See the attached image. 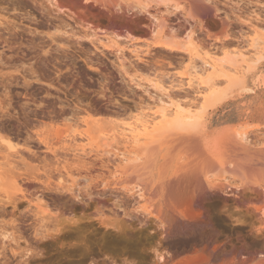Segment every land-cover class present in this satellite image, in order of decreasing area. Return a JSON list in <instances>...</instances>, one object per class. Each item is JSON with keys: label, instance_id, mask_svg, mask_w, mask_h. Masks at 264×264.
<instances>
[{"label": "rangeland", "instance_id": "rangeland-1", "mask_svg": "<svg viewBox=\"0 0 264 264\" xmlns=\"http://www.w3.org/2000/svg\"><path fill=\"white\" fill-rule=\"evenodd\" d=\"M83 2L102 6L106 11L113 9L115 14L130 19L142 17L141 26L145 33L124 24L115 23L109 26L98 20L91 21V24L85 23L70 11L59 9L55 0H0V15L11 22L2 25L4 32L0 25V33L3 34L0 38V128L12 136V146L0 139V168L5 170L12 162L14 170L18 172L15 171L12 175L10 171H0V264H164L163 259L159 261L156 254H166L170 251L163 238L167 240L177 236L174 229L168 222L165 223V219L163 222L161 217L158 218L159 211L154 214L156 199L149 195L146 196L148 199L144 197L147 201L142 197L138 198L136 194L130 196L120 188L122 184L117 182L127 179L128 185L132 186L137 181L135 175L144 172L145 178L149 176L155 185L158 184L159 190H162L166 184L170 185L168 183L176 175L173 180L181 178V175L178 177L180 172L191 176L194 170L191 168L192 156L186 152L184 154L180 147L174 149L172 144L151 143L154 147L151 158L143 156L140 164L137 161L133 166L139 169L142 165L143 170H130L128 173L132 177L127 178V174H116L113 165L117 162L108 160L109 155L114 158L111 145L123 148L119 144L115 145L120 135L126 137L124 140L128 139L129 144L132 142L131 136L134 134L129 131L137 129V118L141 116V112L149 111L150 107L151 111L155 110L159 105L158 96H161L162 92L159 91L158 85L169 86L177 84L179 79L186 80L191 65L195 62L200 64L211 51H217L218 57L222 54L233 56L234 50L240 44H247L245 38L249 34L250 20L264 28V0H146V3L144 0H109L111 8H104L100 3L93 1ZM114 2L120 3L119 7H116ZM138 2L149 6L150 12L134 8V4H139ZM30 17L32 21L29 20ZM210 19L216 20L218 26L209 23ZM12 22L20 27L14 28ZM159 23H162V26L153 31ZM9 26L15 29L11 30L15 33L11 34L12 36H9L10 33L4 34L5 31L10 32ZM28 28L33 30L34 34L27 32ZM98 28H105L107 31L101 32ZM262 32L264 35V30ZM49 34H54V37L47 36ZM115 34L127 35L128 38H121L119 41L123 45L136 44L141 50V56L138 58L128 50L120 56L114 48L104 46L103 43L109 41L106 36L114 37ZM5 36L7 42L3 40ZM97 36L101 37L102 41L97 40ZM39 37H42L41 40ZM90 66L97 70L90 69ZM234 76L237 77L235 74ZM217 80L224 79L218 77ZM221 85V88L226 87L227 83ZM246 85L249 90L235 88L222 101L200 112L199 119L206 122L212 136L223 134L225 131H248L246 137L250 138H244L243 142L248 147L250 145V149H258L264 147V58L248 72ZM172 92L168 104V118L174 116L175 104L186 97H199L194 88L186 85L175 87ZM160 121L159 117L154 120L157 124ZM27 131L33 137L31 142L29 140L26 143ZM35 132H41V136L49 135L51 149L37 140ZM56 133H59L63 140L58 138ZM169 133L162 139L170 140L171 131ZM64 137L67 140L64 141ZM111 137L117 139L108 141L111 145H107V150L112 153H106V145L104 148L100 142L101 139L111 140ZM162 139L160 138V143ZM141 142L144 145L145 140ZM82 145L84 152L79 149ZM101 150L106 153H103L104 156ZM34 151L37 156H32ZM102 156L105 158L99 160ZM77 158L92 162V166L88 163L91 168L73 165L71 162L78 161ZM221 173V170L217 171V175ZM36 177L39 181L34 180ZM229 177L231 185L227 190L231 194L224 193L220 188H217L216 192L230 200L229 204H233L230 205L232 210L237 208L234 207L236 200L241 199L240 194L235 191H243L244 184L238 176ZM61 180H64V184ZM58 181L65 185V189L61 186L63 192L59 185L58 190L55 189ZM15 182L20 185L22 191L13 185ZM71 185V191L76 194L78 192L82 198L72 197L73 193L66 191ZM47 186L54 188L50 187V191ZM88 191L92 193L91 197H88ZM164 192L166 193V189ZM22 195H25V198H22ZM37 196L45 198L49 204L47 210L32 207ZM116 197L124 198V206L128 205L129 216L124 215L123 209L113 205ZM30 200L34 204L31 201L29 205ZM174 201L172 206L176 207L178 203V210H185L189 206L187 201L182 200L185 205L179 200L175 201L177 203ZM149 204L153 205L149 207ZM148 207L155 212L150 214ZM227 215L221 212L218 218L214 211L203 218L206 220L204 229L183 232L179 240H190L195 246L165 264H182L181 261L188 256L198 258L195 264H237L233 262L234 253L228 245L246 233V225L240 221L243 220L241 216L238 217L239 222ZM220 216L224 221L220 220ZM179 217L182 218L180 215ZM215 217L221 223L218 224ZM123 218L136 228L142 229V244L125 249L102 247L100 237L103 232L117 229V220ZM81 227L84 228L82 232L79 230ZM74 230L80 231V234ZM208 234L218 235V242L207 244L204 240ZM248 234L251 236L249 239L256 241L263 237L262 233L257 239L254 233ZM217 245L219 248L225 245L230 252L218 260L208 262L207 254Z\"/></svg>", "mask_w": 264, "mask_h": 264}, {"label": "bare ground", "instance_id": "bare-ground-1", "mask_svg": "<svg viewBox=\"0 0 264 264\" xmlns=\"http://www.w3.org/2000/svg\"><path fill=\"white\" fill-rule=\"evenodd\" d=\"M86 1L97 2L98 4L100 3L101 5H103L104 8H106V7L111 8V6H110L111 2H109V0H86ZM144 2L146 3V0H144ZM55 3L59 9L70 11L73 15L75 14L80 20L84 21L85 23L91 24V21H93V19H91V16L93 18H95L94 20H98L101 22H103L101 20V18L107 19L109 22L105 23V24H108L109 26L114 25L115 23L118 25H121V24L123 25V24L131 22L130 26L132 28H135L139 31H143L145 33V30H143L140 27V25L142 23V19H143L142 17H135L134 19H130V18H127L126 16L118 15L117 13H116L117 14L116 15L114 13L113 9L112 10L107 9L109 11H106V9L101 8L102 6L98 7V6H95L93 3L86 4L85 2H83V0H55ZM23 4H25V3H23ZM114 5L116 7H119L120 3L114 2ZM133 7L134 8L135 7L140 8L144 12H150L149 6H146V4H144V3L143 4H140V3L137 4L136 3V4H134ZM175 7H177V6H175ZM23 18L24 17H22V19ZM25 18L28 19V17H25ZM32 18H34V16H32ZM32 18L30 17L29 20L31 19V21H32ZM7 20L8 19H4L0 15V25L1 26L7 25L9 22ZM9 23H11V22H9ZM14 23L15 22H12V24L14 25V28L17 29L20 27L19 24H14ZM20 25H22V24H20ZM108 25H106V26H108ZM3 26H2V29L4 28ZM161 26H162V23L155 25V29L153 31H156L157 28L161 27ZM249 26H250L249 34L248 35L246 34L247 35V38H245L246 41L244 40L247 44L246 45L240 44L241 46L239 45V47H237L234 50L233 56H235V57L230 56L228 54H224V55L222 54V56L218 57L219 53H217V51H215V50L213 52L211 51V53L207 57L202 59L200 64H197L195 62L191 65V69L189 71V75H188L186 80L179 79L177 84H171L169 86H164L163 84H160L157 86L159 91L162 92L161 93L162 95L158 96L159 105L157 106V109H155V110L152 109L153 112L150 110V108H152V107L149 108V111L141 112V116L139 118H137L139 120L138 126H136L137 129H135V130L131 129L129 131V132H131L132 135L134 134L133 136L130 135L131 137H133L132 142H131L133 144H131V143L129 144V141H127L128 139L126 141L124 140L126 137L123 138V136L120 135L122 137V138H120V136L118 134L117 135L119 137L116 136L118 139L116 137H114L115 139H117L115 141L116 144L115 143L114 144L115 145L119 144V145L123 146L124 149L123 148L120 149L118 145L116 147L112 146L111 142H108V141H113L114 140L113 137H111V140H108L109 138H107V140H104V139H106L104 137H103L104 139H101L100 145L104 146V148L106 145V149H104V151L106 153L111 152L112 149L114 150L113 151L114 158L112 157L113 158L112 159L111 157H109L110 156L109 155L108 160L109 161L112 160L113 162L115 161V163L117 162L116 164L113 165L115 167L116 174L117 175L118 174H120V175L121 174H123V175L127 174V178L132 177V175L130 176V174L128 173L130 170L131 171L133 170V172L134 171L140 172L141 170H143V168H141L142 165L140 167H138L139 169H136V167L133 168V166H134L135 162H137V161L139 162L140 160H142L143 156H146V157L151 156V154L153 152L152 148H154L153 146H151V143L158 142L159 145L172 144L173 148L174 147H180L181 150L183 151V153L186 152L188 155L192 156V160H193L192 166H194V167L191 166V168L194 169L193 170L194 172L191 170L192 171L191 176H189L188 174H187L188 175L187 176L186 174H183L180 172L181 174L179 173L178 177H180V175H181V178H178L177 179L178 181L175 180L177 175H176V177H173V178H175L174 179L175 182H173V184L176 183L174 186H172L173 184L171 183V181H174L172 178L170 180V183H168L170 185L166 184L165 187H162L163 188L162 190H159L158 184L155 185V182L153 183L150 180L149 176H147V178H145V176L143 175V174H145L144 172H143V174L139 173L137 175H135V173L132 172V174L136 176L135 178H137L136 183L133 184L132 186L128 185V183L126 182L127 179H125L123 181L120 180V182L119 181L117 182L119 184H122V187H120V188H122L124 191H126L129 195L130 194L131 195L136 194L138 198L140 197V199H141V197L144 198L147 195H149V197L152 196V199H156L155 203L154 202L153 203H154V207L157 205L158 208L157 207H155V208L158 210L155 209V211H156L155 212L154 209L153 210L150 209L149 207H151L153 204H149L148 208L150 209V212H151L150 214H152L153 212H155L154 214H156L159 211L160 215L157 213L158 218L161 217L163 222L166 220L165 223L168 222V224H170V226H172V228L174 229L175 234L177 236L169 237V238H167V240H165V238H163L164 244H166L169 247L170 251L167 252L166 254H164L163 252H158L156 255H157L159 261L160 260L162 261V259H163V261L165 263H167L169 260L177 257L181 253H184V252L190 250L193 246H195V243L191 242L190 240H186V239L179 240L180 236L182 235L183 232H186L187 230L193 229L196 231H200V230L204 229V227L206 226V220L203 218L205 217V215L208 216L212 212L216 211L217 217H218L219 213L224 212V213L228 214L227 216H229V218H235V220H237V221H239L240 218L243 219L240 221H242V223H244L246 225V229H245L246 233L240 238L241 240L239 238L235 239L236 241H234V242L232 240V242L228 245V247L230 246L232 248V250H231L232 253H234L233 262L235 261L237 264H264V147H261L258 149H252V148L250 149L249 147H251V146L249 145V147H248L243 142L244 138L245 139L250 138V137H246L249 134L248 131H246V130H235V131L233 130L232 132L229 131V133H227L225 131V132H223V134L220 133L217 136H212L207 129L206 122L201 121L199 119L200 118V112L206 111L210 106H214L218 102L222 101L224 98H226L228 95H230V93L233 92L235 88L238 87L239 90L241 89L242 91L243 90H249L247 88V85H246L247 74H248V72H250L252 69L255 68V66L258 64V62L261 59L264 58V35L262 32L264 30V28L259 26V24L255 23L253 20H250ZM7 27L5 26V28H7ZM10 27L11 26H9L10 32L5 31L6 33H4V34L10 33L9 36H12L11 34H13V35L15 34L13 32L15 29L13 28L14 29L13 30L12 27L10 29ZM25 28H23V30ZM0 29H1V27H0ZM4 30L5 29H3V32H4ZM11 30H13V31L11 32ZM98 30H100V31L102 30L101 32L107 31V30H105V28H98ZM1 31L2 30H0V32ZM28 31L31 34H34V31L30 30V28H28L27 32ZM56 31H57V29H56ZM1 33H0V38H1V36H3V34H1ZM186 33H189V32H186ZM96 34H97V32L95 33V35ZM51 35L52 34H49L47 36H51ZM92 35H94V34H92ZM131 36L134 37V35H131ZM37 38H38V36H37ZM40 38H42V37H39V39ZM121 38H128V37H127V35L125 36L122 34H115L114 37L113 36L112 37L106 36V39L109 41H107V43L106 42L103 43V45L107 46L109 48H114L116 53L119 54L120 56H121V54H123V52L125 50H128V51L134 53L135 56H137L139 58L141 56L140 55L141 50L139 49V47L133 43H127V44L123 45L122 42L119 41ZM34 39H35V36H34ZM3 40L4 41L6 40L5 42H7L6 36H5V39H3ZM32 40H33V37H32ZM53 40H55V39H53ZM97 40L102 41V38L97 36ZM36 41H38V40L36 39ZM33 42H35V41H33ZM43 42H45V41L43 40ZM57 44H58V42H57ZM44 46L41 45V47H44ZM183 48L186 49V47H183ZM171 49H173V47H171ZM177 49H180V48H177ZM249 61H252V63H250ZM91 68L97 70V68H95L93 66H90V69ZM227 71L234 73L235 75H237V77H235L234 74H229V72H227ZM218 77H223L224 80H220V81L217 80L216 81V79ZM214 81H216V82H214ZM224 82L227 83V86L221 88L220 87V86H222L221 83H224ZM178 84H180V85H178ZM184 85H186L187 87L192 88V89L194 88V91L198 94L197 96H199V97L195 98L196 96L195 97L193 96L194 99L186 97V98H184L183 101L175 104L174 105L175 107L173 108V110H174L173 115L174 116L171 118H168V114H169L168 112L170 110V109L168 110V104L170 102L169 100L172 98V94H173L172 90L175 87H181ZM62 106H63V104H62ZM75 112H76V110H75ZM71 114L72 113L70 112V115ZM169 116H171V115H169ZM158 117L161 118V121L157 124L154 122V120ZM51 119H53V118H51ZM263 125H264V123H263ZM132 128H134V127H132ZM2 130L0 128V139L7 141V143H9L12 146L11 133L9 134V133L3 132ZM169 131H171V137L172 138L170 140H165L166 138L162 139L165 136H167ZM260 133H261V131H260ZM27 134H28L27 135L28 137H26V140H25L26 143L29 142V140L33 137V135L30 132H28ZM35 134L37 135L36 138L39 142L46 145L47 148H50L51 142H50L49 135L46 134V135L41 136V132H35ZM35 134H34V136H35ZM123 134L124 133H122V135ZM162 134L164 136H162ZM56 135L58 138L61 137V135L59 133H56ZM255 135H257V134H255ZM158 136H161V137H158ZM112 138H113V140H112ZM160 138L163 140V141H161V143L159 142ZM255 138H256V136H255ZM60 139H62V138H60ZM65 140H67V138L65 139V137H64V141ZM142 140H145L144 145L142 144L143 142H141ZM30 142H31V140H30ZM140 142H141V144H140ZM101 143H103V144H101ZM3 144H1V145H3ZM26 145H28V144H26ZM107 145L108 146L111 145V151H109V152H108L109 149L107 150ZM136 146H138L139 148L135 149ZM173 148H172V150L175 149V148L174 149ZM27 149L30 150L31 152L33 151L31 148H27ZM79 149H80V151L82 150L84 152L85 151L84 145H82L81 148H79ZM100 149H101V147H100ZM72 150H75V149H72ZM102 151L103 150H101V153L103 155L104 151L103 152ZM34 152H33L32 156H35L34 154H36V152L35 153ZM83 152H81V153H83ZM106 153H104V154H106ZM186 153H184V154H186ZM83 154H85V153H83ZM36 156H37V154H36ZM40 156H43V155H40ZM103 156L99 157L98 159L99 160H100V158L104 159L105 157H103ZM41 159H43V158H41ZM77 159H78V161H76L74 163L71 162L73 165L76 164L77 167L79 166V167H83L85 169H89V167L92 166L91 165L92 162H90V163L86 162L83 158H77ZM43 160H45V159H43ZM72 160L73 159H71V161ZM64 163H65V161H64ZM88 163L90 166H88ZM94 163H95V160H94ZM144 163H146V162H144ZM47 164H48V162H47ZM139 164H140V162H139ZM5 168H6V166H5ZM17 168H19V167L17 166ZM3 169L0 168V171L1 170L3 171L2 173L10 171L9 173L12 175L16 171V170H14L12 162H11V164L9 163L8 168H6L5 170H3ZM219 170H221L222 173L217 175V171H219ZM225 173L229 174V176L232 175V176L240 177V179L243 181V184H244V186H243L244 190L243 191H238V189L235 191L236 193L240 194L239 196H241L240 197L241 199H240V201L239 200L238 201L236 200V202L234 201L236 203L234 205V207L235 208L237 207V208L232 209V210L230 208L233 204H229L230 200L227 197H221L218 194V192H216V189L220 188L224 193H226L228 195L231 194L227 190L231 185L230 184L231 183V177H229ZM182 174L184 176L185 175L186 176L183 177ZM4 175H6V174H4ZM62 175H63V173H62ZM34 180L39 181V179L37 177L34 178ZM50 180H51V178H50ZM59 181H60V179H59ZM59 181L57 182V186H55L56 187L55 189L58 190L57 187L59 185L60 189L63 192V189L61 188V186H63L62 184H64L63 183L64 180H61V182L63 181L62 184L59 183ZM67 182L68 181H66V184H67ZM184 184L187 186L186 187L183 186ZM13 185L18 190L22 191V188L20 187V185L17 182H15ZM50 187H52V186H50ZM50 187H48V188L51 191ZM52 188H54V186ZM64 189H65V187H64ZM165 189H166V193L164 192ZM71 190H72V185H71V188L68 187L66 189V191H69L72 194L73 192ZM83 191H85V190H83ZM89 191L87 194H88V197H91L92 193ZM245 191H248V193H246ZM62 192H61V194H63ZM95 192H97V191H95ZM37 193H39V192H37ZM43 193H45V192H43ZM99 193H101V192H99ZM238 194H236V195L238 196ZM67 195H69V194H67ZM106 195L104 196V199H105ZM73 196L75 198H80V197L82 198L83 197V196H81V194L79 195L78 192H77V194H76V192L73 193L72 197ZM100 196L102 197V194ZM149 197H146V198L148 199ZM22 198H25V195H22ZM146 198H144V199H146ZM36 199H37L36 201H34V199H33V201L35 202V205H33L32 207L36 206L40 210H44V209L47 210L46 207L49 204L46 202L45 198L38 197ZM89 199H91V198H89ZM147 199H146V201H147ZM174 200L177 202H178V200L181 202H182V200L184 202L187 201L189 206L187 208H185V210L183 208H182L183 210L181 209L182 211L178 210L180 207L178 209H176V207L178 206V203L175 202ZM232 200H234V199H232ZM31 201L32 200H30L28 202L29 205H31ZM33 201H32V203L34 204ZM79 201H82V200H79ZM173 201L175 203H177L176 207L172 206ZM12 202H15V201L12 200ZM124 203H125L124 198L116 197V199L113 202V205L115 207L123 209L124 215L129 216L130 214L127 210L128 205L126 204L127 207H125ZM11 204H14V203H11ZM179 204H181V203H179ZM182 204H183V202H182ZM170 205L172 206V208ZM183 205H185V204H183ZM15 206H17V204ZM75 208H77V207H75ZM136 209H138V208H136ZM145 210H146V208H145ZM178 212H179V215L182 216V218L179 217V215H177ZM214 216H216V215H214ZM217 217H215L216 222H218ZM238 217H240V218H238ZM161 219H159V220H161ZM220 220L224 221V219H222V217L220 218ZM219 222H218V224H219ZM117 224H118L116 226L117 229H115L112 232H109V230L105 231V232L101 231V232H103V235L100 237L102 247L114 248V249H117V248L125 249L128 247L130 248L131 246L132 247L137 246V245L140 246V244H142V242H143L142 239L144 236L142 234L143 233L142 229L136 228L132 224L128 223L124 218L117 220ZM209 225H211V222ZM83 229L84 228H82V227L79 228V230L81 232L84 231ZM74 231L78 232L80 234V231H76V230H74ZM40 232L41 231H39V233ZM248 233H254L255 238L256 237L259 238L260 233H262L263 237L260 241H256L253 239H249L251 236H249ZM42 237H44V236H42ZM218 239H219L218 235L208 234L207 238L204 241H206L207 244L212 245L213 243L218 242ZM228 247H225V245L222 246L221 248H219L218 245L213 247V249L207 254V259L209 260V261L208 260L207 261L210 262L211 260H218L224 254L229 253L230 251H229V249H227ZM197 260H198V258H196V257L188 256L185 259H183V261H181V262H182V264H195Z\"/></svg>", "mask_w": 264, "mask_h": 264}, {"label": "water", "instance_id": "water-1", "mask_svg": "<svg viewBox=\"0 0 264 264\" xmlns=\"http://www.w3.org/2000/svg\"><path fill=\"white\" fill-rule=\"evenodd\" d=\"M91 19L94 20L95 18H93V17L91 16ZM101 20H102L104 23H108V22H109V21H108L107 19H105V18H101ZM125 23H126V22H125ZM130 23H131V22L126 23V24H124V25L130 26ZM209 23H211V24L214 25V26H218L217 21L214 20V19H210ZM141 24H142V23H141ZM140 27H141L143 30H145L141 25H140Z\"/></svg>", "mask_w": 264, "mask_h": 264}]
</instances>
